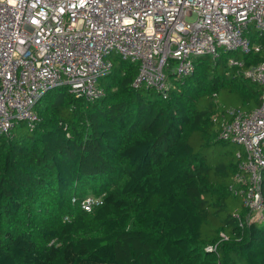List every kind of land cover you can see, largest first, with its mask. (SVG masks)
I'll use <instances>...</instances> for the list:
<instances>
[{
	"label": "trees",
	"instance_id": "trees-1",
	"mask_svg": "<svg viewBox=\"0 0 264 264\" xmlns=\"http://www.w3.org/2000/svg\"><path fill=\"white\" fill-rule=\"evenodd\" d=\"M263 61L198 59L164 100L114 57L103 99L49 92L33 132L0 136V264H264V223L230 191L243 148L214 121L260 106L244 71ZM89 194L102 203L85 211Z\"/></svg>",
	"mask_w": 264,
	"mask_h": 264
},
{
	"label": "built area",
	"instance_id": "built-area-1",
	"mask_svg": "<svg viewBox=\"0 0 264 264\" xmlns=\"http://www.w3.org/2000/svg\"><path fill=\"white\" fill-rule=\"evenodd\" d=\"M252 52L264 59V0H0V136L14 139L21 124L33 132L36 105L55 89L103 99L99 79L113 57L139 66L133 88L165 100L172 78L192 76L198 59ZM244 75L262 87L260 106L230 108L214 121L221 140L243 148L230 191L250 211L245 223L263 224L264 61Z\"/></svg>",
	"mask_w": 264,
	"mask_h": 264
},
{
	"label": "clouds",
	"instance_id": "clouds-1",
	"mask_svg": "<svg viewBox=\"0 0 264 264\" xmlns=\"http://www.w3.org/2000/svg\"><path fill=\"white\" fill-rule=\"evenodd\" d=\"M87 198H93V199H95V200H98V201H96V203H102V201H100L102 197H94V196H90V197H88V196H87V197L84 199V201H85ZM84 201H83V202H84ZM90 203H91V201H85V202H84L83 207H84L85 211H91V209H90V207H89ZM209 250H210V249H209Z\"/></svg>",
	"mask_w": 264,
	"mask_h": 264
},
{
	"label": "rangeland",
	"instance_id": "rangeland-1",
	"mask_svg": "<svg viewBox=\"0 0 264 264\" xmlns=\"http://www.w3.org/2000/svg\"><path fill=\"white\" fill-rule=\"evenodd\" d=\"M189 20L190 21H194L195 20V16H193V17H190L189 18ZM114 58V57H113ZM118 58V57H117ZM104 80V78L103 77H101L100 79H99V85L101 86V81H103ZM102 87V86H101ZM229 102H231V103H236L237 102V100L236 99H229ZM19 131H22L21 129L19 130ZM23 134V133H22ZM237 148H240L239 146H236ZM88 197H90V196H92L91 194H89V195H87Z\"/></svg>",
	"mask_w": 264,
	"mask_h": 264
},
{
	"label": "crops",
	"instance_id": "crops-1",
	"mask_svg": "<svg viewBox=\"0 0 264 264\" xmlns=\"http://www.w3.org/2000/svg\"><path fill=\"white\" fill-rule=\"evenodd\" d=\"M242 148V147H241Z\"/></svg>",
	"mask_w": 264,
	"mask_h": 264
}]
</instances>
